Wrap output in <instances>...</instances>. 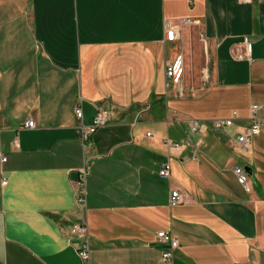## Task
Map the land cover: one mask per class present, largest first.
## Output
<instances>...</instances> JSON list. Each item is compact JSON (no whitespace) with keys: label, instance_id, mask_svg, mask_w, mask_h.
I'll return each mask as SVG.
<instances>
[{"label":"crops","instance_id":"obj_1","mask_svg":"<svg viewBox=\"0 0 264 264\" xmlns=\"http://www.w3.org/2000/svg\"><path fill=\"white\" fill-rule=\"evenodd\" d=\"M252 105L264 121V0H0V264H264V130L247 155L233 145Z\"/></svg>","mask_w":264,"mask_h":264},{"label":"built area","instance_id":"obj_2","mask_svg":"<svg viewBox=\"0 0 264 264\" xmlns=\"http://www.w3.org/2000/svg\"><path fill=\"white\" fill-rule=\"evenodd\" d=\"M242 3H250L252 0H240ZM189 23L188 20L180 21V25L184 26ZM167 37L171 40L175 38L174 31H168ZM244 50L247 54L251 52L252 44L246 39H243ZM180 57L175 60L174 63L168 65L165 69V76L167 79L172 81H178L181 76V67H180ZM168 86V83H166ZM261 110V106L252 105L250 108V113L248 116V125L241 128V130L236 134L233 145L238 149L241 154L247 155L249 153V148L251 142L254 137L259 135L264 130V121L259 116V112ZM74 115L77 120L81 121L83 118V112L81 110L80 105L76 106L74 109ZM236 113L232 114L230 119L225 120H214L211 122L213 128H229L233 125V120L236 118ZM108 118L107 113L105 111H99V113L93 117L92 122L89 127L84 128L82 130V140L85 146L89 142L90 137L100 128H103L107 125ZM34 122L32 119H27L23 127L24 129H33ZM204 126L200 125L198 121L190 122L191 131L195 132L197 130H201ZM147 137L150 136L149 133L146 134ZM16 143V141H14ZM164 145L168 147H186L191 146V142L189 140H185L181 143H172L169 141H164ZM191 160H196V155L193 154L191 156ZM1 161H5V158H2ZM233 173L236 177V180L240 186L247 190V180L244 169L240 167H234ZM87 170L81 169L78 174V181L76 183V196L78 203H84L86 197V189H85V180L87 177ZM158 176L160 179H169L170 178V165L168 163L163 164L158 170ZM2 184H6V180H2ZM181 202V193L177 190H172L169 195V206L178 205ZM72 233L81 238L82 243L77 250L79 258L83 262H87L89 260V242L87 236V230L85 225H77L74 227ZM157 238L161 240L165 244V248L161 255V261L163 263H168L172 259V252L177 248L178 242L169 232H161L157 234Z\"/></svg>","mask_w":264,"mask_h":264},{"label":"water","instance_id":"obj_3","mask_svg":"<svg viewBox=\"0 0 264 264\" xmlns=\"http://www.w3.org/2000/svg\"><path fill=\"white\" fill-rule=\"evenodd\" d=\"M247 169H245V171H246Z\"/></svg>","mask_w":264,"mask_h":264}]
</instances>
